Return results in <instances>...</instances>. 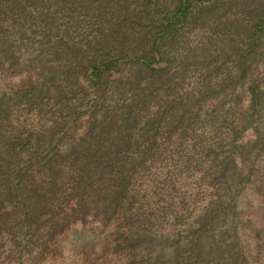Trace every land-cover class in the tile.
<instances>
[{"label":"trees","instance_id":"16d2710c","mask_svg":"<svg viewBox=\"0 0 264 264\" xmlns=\"http://www.w3.org/2000/svg\"><path fill=\"white\" fill-rule=\"evenodd\" d=\"M0 83L14 264H264V0H0Z\"/></svg>","mask_w":264,"mask_h":264},{"label":"rangeland","instance_id":"374dc122","mask_svg":"<svg viewBox=\"0 0 264 264\" xmlns=\"http://www.w3.org/2000/svg\"><path fill=\"white\" fill-rule=\"evenodd\" d=\"M1 85V83H0ZM254 194L247 188L238 198L240 211L247 213L248 204L255 205ZM59 249L53 255H46L37 264H119L97 226H76L58 239ZM12 244L0 235V264H14Z\"/></svg>","mask_w":264,"mask_h":264}]
</instances>
